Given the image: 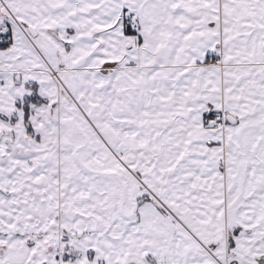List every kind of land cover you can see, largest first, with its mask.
Instances as JSON below:
<instances>
[{
	"label": "snow or ice",
	"instance_id": "snow-or-ice-1",
	"mask_svg": "<svg viewBox=\"0 0 264 264\" xmlns=\"http://www.w3.org/2000/svg\"><path fill=\"white\" fill-rule=\"evenodd\" d=\"M0 264H264V0H0Z\"/></svg>",
	"mask_w": 264,
	"mask_h": 264
}]
</instances>
